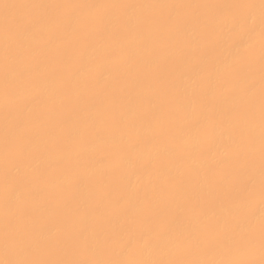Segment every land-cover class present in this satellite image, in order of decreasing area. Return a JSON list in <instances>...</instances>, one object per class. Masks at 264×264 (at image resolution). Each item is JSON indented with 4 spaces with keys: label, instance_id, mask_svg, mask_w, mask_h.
I'll use <instances>...</instances> for the list:
<instances>
[{
    "label": "rangeland",
    "instance_id": "obj_1",
    "mask_svg": "<svg viewBox=\"0 0 264 264\" xmlns=\"http://www.w3.org/2000/svg\"><path fill=\"white\" fill-rule=\"evenodd\" d=\"M0 264H264V0H0Z\"/></svg>",
    "mask_w": 264,
    "mask_h": 264
},
{
    "label": "bare ground",
    "instance_id": "obj_2",
    "mask_svg": "<svg viewBox=\"0 0 264 264\" xmlns=\"http://www.w3.org/2000/svg\"><path fill=\"white\" fill-rule=\"evenodd\" d=\"M253 12H254V11H253ZM248 14H249V13H248ZM251 14H252V13H251ZM251 14H250V16L253 15V14H252V15H251ZM253 17H254V16H253ZM253 17H252V18H253ZM256 19H257V18H256ZM250 20H251V19H250ZM253 20H255V19L253 18ZM130 21H131V20H130ZM132 21H133V20H132ZM258 122H259V121H258ZM262 124H263V123H262ZM254 125H255V124H254ZM249 129H250V128H249ZM251 129H252V128H251ZM251 129H250V130H251ZM247 130H248V129H247ZM247 132H248V131H247ZM252 132H253V131H252ZM254 134H255V133H254ZM167 236H168V235H167ZM165 237H166V236H165ZM172 237H173V236H172ZM167 238H168V237H167ZM170 239H171V238H170ZM163 241H164V240H163ZM172 242H173V241H172ZM147 243H148V242H147ZM155 243H156V242H155ZM163 243H164V242H163ZM163 243H162V244H163ZM167 243H168V242H167ZM164 244H165V243H164ZM163 246H164V245H163ZM167 246H168V245H167ZM170 247H171V246H170ZM145 248H146V247H145ZM165 248H166V246H165ZM147 249H148V248H147ZM163 249H164V248H163ZM142 250H144V249H142ZM167 250H168V248H167ZM148 251H149V250H148ZM218 253H219V252H218ZM227 253H228V252H227ZM160 256H161V255H160ZM222 256H223V255H222ZM225 256H226V255H225ZM227 256H228V255H227Z\"/></svg>",
    "mask_w": 264,
    "mask_h": 264
}]
</instances>
